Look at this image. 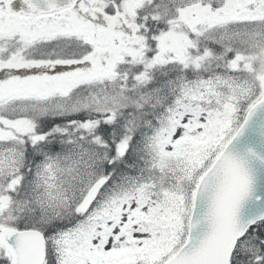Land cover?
Returning a JSON list of instances; mask_svg holds the SVG:
<instances>
[{"label":"snow or ice","instance_id":"obj_1","mask_svg":"<svg viewBox=\"0 0 264 264\" xmlns=\"http://www.w3.org/2000/svg\"><path fill=\"white\" fill-rule=\"evenodd\" d=\"M0 264H264V0H0Z\"/></svg>","mask_w":264,"mask_h":264}]
</instances>
